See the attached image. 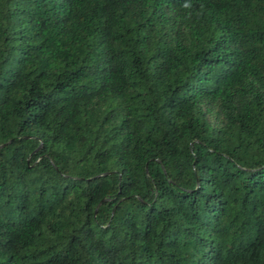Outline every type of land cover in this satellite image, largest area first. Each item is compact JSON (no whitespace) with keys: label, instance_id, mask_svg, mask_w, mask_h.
Returning <instances> with one entry per match:
<instances>
[{"label":"trees","instance_id":"trees-1","mask_svg":"<svg viewBox=\"0 0 264 264\" xmlns=\"http://www.w3.org/2000/svg\"><path fill=\"white\" fill-rule=\"evenodd\" d=\"M0 264H264V0H0Z\"/></svg>","mask_w":264,"mask_h":264},{"label":"rangeland","instance_id":"rangeland-1","mask_svg":"<svg viewBox=\"0 0 264 264\" xmlns=\"http://www.w3.org/2000/svg\"><path fill=\"white\" fill-rule=\"evenodd\" d=\"M208 120L211 122H213L212 118L210 116H208Z\"/></svg>","mask_w":264,"mask_h":264}]
</instances>
